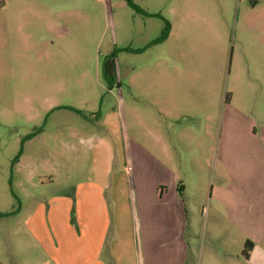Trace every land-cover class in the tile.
<instances>
[{
    "label": "rangeland",
    "instance_id": "obj_1",
    "mask_svg": "<svg viewBox=\"0 0 264 264\" xmlns=\"http://www.w3.org/2000/svg\"><path fill=\"white\" fill-rule=\"evenodd\" d=\"M131 1L4 0L0 264H44L29 218L95 178L145 264L264 247V0Z\"/></svg>",
    "mask_w": 264,
    "mask_h": 264
},
{
    "label": "crops",
    "instance_id": "obj_2",
    "mask_svg": "<svg viewBox=\"0 0 264 264\" xmlns=\"http://www.w3.org/2000/svg\"><path fill=\"white\" fill-rule=\"evenodd\" d=\"M107 187L100 178L79 182L72 199L68 194L61 196L43 214L29 218L27 227L43 250L44 264H130V253L145 264V254L128 231V218L124 216L128 209L121 205V214L115 220L113 203L104 191ZM164 190L163 185L157 188L160 200ZM73 205L77 214L71 217ZM251 241L253 248L245 259L250 264H264V247Z\"/></svg>",
    "mask_w": 264,
    "mask_h": 264
},
{
    "label": "trees",
    "instance_id": "obj_3",
    "mask_svg": "<svg viewBox=\"0 0 264 264\" xmlns=\"http://www.w3.org/2000/svg\"><path fill=\"white\" fill-rule=\"evenodd\" d=\"M128 1L130 2V4L132 5L134 9L139 10L138 7L131 0H128ZM4 6H5L4 0H0V8H3ZM170 29H171L170 24L167 22L165 28L162 31L161 36L157 39V41L154 42V44L165 41L168 38ZM104 74L109 81L115 78L117 74V56L115 55V53H112L104 61ZM252 248H253V242L250 239H247L244 243L242 255L245 258H249V254Z\"/></svg>",
    "mask_w": 264,
    "mask_h": 264
}]
</instances>
